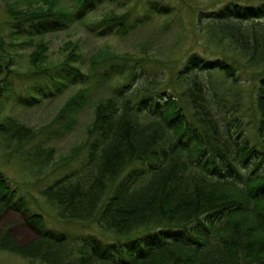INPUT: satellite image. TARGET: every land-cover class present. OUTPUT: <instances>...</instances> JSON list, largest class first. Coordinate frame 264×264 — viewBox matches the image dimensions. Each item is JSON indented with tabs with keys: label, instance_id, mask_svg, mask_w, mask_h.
<instances>
[{
	"label": "trees",
	"instance_id": "obj_1",
	"mask_svg": "<svg viewBox=\"0 0 264 264\" xmlns=\"http://www.w3.org/2000/svg\"><path fill=\"white\" fill-rule=\"evenodd\" d=\"M101 1L73 0L77 16ZM7 4L21 38L62 30L70 17L59 0ZM192 15L194 43L185 49L182 30L170 51L178 56L106 54L92 61L90 76L74 60L43 68L45 45H11L35 46L37 69L7 70L0 79L5 153L42 171L49 155L42 156L40 139L86 105L94 109L83 143L55 163L56 177L38 190L49 211L0 167V216L17 209L39 232L22 245L5 231L0 251L42 264H264V0H221ZM156 17L167 18L168 33L178 12L151 0L144 13L136 2L104 21L129 34ZM13 76L45 84L17 97ZM73 83L84 87L45 132L3 117L9 98L33 107L38 96L57 97ZM94 91L102 94L94 99ZM47 220L62 229H47Z\"/></svg>",
	"mask_w": 264,
	"mask_h": 264
},
{
	"label": "rangeland",
	"instance_id": "obj_2",
	"mask_svg": "<svg viewBox=\"0 0 264 264\" xmlns=\"http://www.w3.org/2000/svg\"><path fill=\"white\" fill-rule=\"evenodd\" d=\"M14 1L0 0V79L7 70L28 73L37 69L32 63V55L36 52L35 46L11 47L13 43H17L20 40H23L24 45L32 41L35 44L46 46L47 50L44 53L41 52L44 57V63H41L43 68H54V71L66 61L74 60L75 63L72 64L87 76H90V70L93 69L92 61L97 59L99 61L106 54L123 58L127 55L131 57L139 56L145 51L148 54L158 55L159 58L164 59L171 55L176 57L178 56L177 50L174 52L170 51L173 46L181 44L183 38L179 40L178 34L182 30L188 38L184 44L185 49L190 48L194 43V40L190 37L191 22L193 20L192 8L200 6L205 9H213L216 4L221 2V0H155L161 4L174 6L178 12V21L176 20L174 27L168 33H165L162 29V23L167 18L156 17L151 23L134 33L120 34L119 31L121 30L112 29L115 26L106 27L104 20L114 15L127 13L136 2L140 12L144 13L146 5L151 0H102L87 9V12L81 15L82 17L77 16V9L74 7L73 0H59V7L70 16L64 20L67 26L63 27L62 30L50 32L42 37H31L30 34H26L24 38H21V36L18 37L14 34L13 19L7 12V3L12 4ZM16 1L26 3V0ZM30 1L39 2L41 0ZM39 6L44 5L40 4ZM5 23L7 24L4 25ZM17 38L21 39L17 40ZM143 49L145 50L142 51ZM12 79L14 82L12 92L17 97H27L31 93V89H37V85L44 87L45 84L43 80L34 79L27 83L17 80L14 76ZM83 87L84 85L82 84L73 83L57 97L43 98L44 96L40 95L38 99L41 102L33 107H21L13 101L14 98H9L10 100L8 99L5 104L3 117L13 118L35 132L40 130L45 132L44 129L50 126L57 118L67 101ZM251 89L252 87L249 86L247 95ZM45 92L46 90L43 89L41 94H45ZM101 94L102 91H94V99ZM93 109V104L86 105L85 108L72 116L73 122L70 120L72 118L64 119V123L54 126L51 134L43 138L40 135L41 139L37 146L41 148L40 151L44 158L45 155H49L47 157V160H49L48 165L42 171L37 168L27 167L26 165L28 164L25 162L23 155L15 156L5 153L4 149L0 147V167L14 186L18 185L24 190L20 192L27 194L31 192L32 197H39L38 190L56 177V174L52 172L55 163L60 159L69 157L74 148L79 147L83 143L92 119ZM28 197L25 200L30 202ZM39 199L40 207L42 206L41 208H44L45 211H49L45 201L41 197ZM32 207H35V205H32ZM59 225V223L47 220L45 227L47 229L60 230L62 227ZM79 228L80 226L68 227L66 231L75 232ZM5 231L9 232L18 244L22 245L31 242L39 236V232L29 223L26 215L17 209H11L0 216V236ZM0 264L42 263L38 260L26 259L0 251Z\"/></svg>",
	"mask_w": 264,
	"mask_h": 264
}]
</instances>
